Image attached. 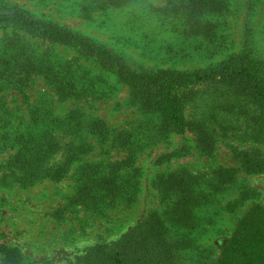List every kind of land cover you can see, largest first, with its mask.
I'll return each instance as SVG.
<instances>
[{"label":"rangeland","instance_id":"rangeland-1","mask_svg":"<svg viewBox=\"0 0 264 264\" xmlns=\"http://www.w3.org/2000/svg\"><path fill=\"white\" fill-rule=\"evenodd\" d=\"M4 11L110 48L137 73L247 56L264 75V0H0ZM233 88H179L180 131L142 109L117 70L0 27V264L10 253L74 263L153 216L177 264H216L264 207V104ZM42 143L54 151L39 154Z\"/></svg>","mask_w":264,"mask_h":264},{"label":"trees","instance_id":"trees-1","mask_svg":"<svg viewBox=\"0 0 264 264\" xmlns=\"http://www.w3.org/2000/svg\"><path fill=\"white\" fill-rule=\"evenodd\" d=\"M124 2L110 0V4L116 6ZM7 26L23 27L55 43L72 45L104 67L117 70L133 89V97L142 109L161 115L168 125L180 131H184L187 123L180 105L179 88L210 82L232 89L234 83L235 91L244 92L256 104H264L261 66L247 56H239L201 72L137 73L114 50L23 13H1L0 27ZM58 94L61 97L65 91L59 89ZM49 146V143L38 146L39 154L54 151V147L50 149ZM172 254L163 223L160 217L153 216L125 234L116 244L97 245L70 264H177ZM8 257L5 264H18L13 254H8ZM216 264H264V207L254 208L239 223Z\"/></svg>","mask_w":264,"mask_h":264}]
</instances>
